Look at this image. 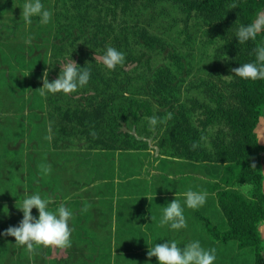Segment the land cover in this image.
<instances>
[{
	"label": "trees",
	"instance_id": "obj_1",
	"mask_svg": "<svg viewBox=\"0 0 264 264\" xmlns=\"http://www.w3.org/2000/svg\"><path fill=\"white\" fill-rule=\"evenodd\" d=\"M233 3L237 7L230 9ZM53 8L49 31L40 29L33 43L15 46L19 54L13 49L0 52V80L6 86L0 107L15 103L14 117L20 118L14 122L12 114L5 117L3 138L9 141L8 133L28 116L43 128L44 136L36 133L32 139L41 146L51 141L55 148L115 151L147 149L154 142L162 154L203 163L217 178L214 188L222 211L217 223L203 217V244L218 245L214 264L231 260L226 249H218L230 241L251 247L253 264H264L259 229L264 220V146L256 131L264 115V80L231 72L255 62L253 49L264 46V31L243 44L236 37L241 25L264 11V0H53ZM108 46L125 56L115 70L95 60ZM210 47L212 65L203 75L197 59ZM145 50L154 57L144 60ZM70 60L90 69L88 84L69 95L42 96L38 88L45 69L51 82L59 77L60 64ZM153 116L158 118L154 129L148 123ZM193 143L199 144L195 150ZM253 162L256 168H251ZM15 164L9 179L0 177V196L9 190L13 200L0 202V264H27L35 257L26 246L18 247L15 237L3 235L20 223L21 179H12L19 175ZM2 165L0 159V176ZM28 166L31 194L47 197L42 189L50 180L44 183L41 168ZM37 181L39 186L34 185ZM76 223L81 226L82 219ZM70 239L68 258L112 257L111 246L99 252L111 236L103 245L96 235L75 233Z\"/></svg>",
	"mask_w": 264,
	"mask_h": 264
},
{
	"label": "crops",
	"instance_id": "obj_2",
	"mask_svg": "<svg viewBox=\"0 0 264 264\" xmlns=\"http://www.w3.org/2000/svg\"><path fill=\"white\" fill-rule=\"evenodd\" d=\"M11 118L14 122L20 119L19 116L17 119L14 116ZM256 131L260 144L264 146V115L261 116ZM5 143L7 146L9 143L19 144L17 151L8 150L9 148L5 151L8 162L12 164L9 158H13V164L15 159L19 162L15 164L19 181L21 179L17 186L24 199L32 195L27 182L30 172L28 164L36 167L35 159L41 150L34 148L40 143L29 145V154L27 150L20 152V149L25 148L23 138L17 142L9 140ZM50 150L49 156H54L55 162L50 172V185L42 189L48 191V196L41 194V198L48 201L49 211H55L63 204L72 212L69 220L71 235H96L99 245H103L106 236H111L108 243L106 241L105 246L99 247V250L111 246L112 257L68 258V252L73 249L71 244L63 249L38 247L33 251L35 257L33 255L31 260L27 259V264H159L156 257L149 258L143 252H148L157 243L176 242L178 239H181V243L178 241L182 244L178 246L181 248L189 242L199 241L204 249L217 250L215 247L218 245L203 244V235L207 234L203 217L216 223L222 220V211L214 188L217 178L207 173L205 164L162 154L154 142H150L149 148L142 150ZM15 151V156L18 152L17 158L13 157ZM94 153H98V156ZM29 155L33 156L34 162H30ZM57 157H60L59 160H56ZM3 162L2 166H5ZM261 163L264 173V151ZM83 167L88 169L89 174L90 171L93 172L90 181L85 179ZM4 168L2 167L0 176L2 179L5 178ZM10 177L11 173L5 179ZM34 185L39 186V182ZM240 189L246 191L248 188L241 186ZM188 190L207 193L204 205L198 209L188 208L183 195ZM9 192L6 190L5 195L0 196V202H13ZM22 195L18 199L20 203L23 201ZM175 195L183 207L187 227L179 230H173L167 225L160 227L163 209L175 199ZM32 214L38 218V209L33 208ZM18 217L21 222L22 210L18 211ZM78 219H82L81 226L76 223ZM259 229L264 243V220ZM227 245L232 247L230 254L226 253L230 255L229 262H234L235 253L246 248H240L237 242L230 241L218 249H226Z\"/></svg>",
	"mask_w": 264,
	"mask_h": 264
},
{
	"label": "clouds",
	"instance_id": "obj_3",
	"mask_svg": "<svg viewBox=\"0 0 264 264\" xmlns=\"http://www.w3.org/2000/svg\"><path fill=\"white\" fill-rule=\"evenodd\" d=\"M235 3L229 6L236 8ZM21 18L27 24L32 23L33 16H39L42 24H48L53 13L44 8L41 0H26L23 4ZM264 31V11L259 12L256 18L247 26L241 25L236 32L239 43L243 44L248 40H255L257 35ZM30 42V41H29ZM256 56L255 62L244 63L240 67L232 68L231 72L243 79L264 80V46H257L253 49ZM95 60L101 62L108 70H115L118 65H123L125 56L114 47L108 46L102 57ZM74 60L60 64L59 77L51 82L48 79V69H45L42 80L43 86L38 88L40 94L63 93L69 95L86 86L90 80V69L77 67ZM171 118V114L168 115ZM150 128L154 129L158 123V118L153 116L148 118ZM95 136V132L91 133ZM50 139V137H46ZM199 147L198 143H193L191 149ZM256 163L251 164V168H256ZM41 172L48 174L51 172L50 166H41ZM185 204L190 209H198L206 202L207 193L188 190L184 194ZM147 197V196H146ZM149 200L150 198L147 197ZM17 206V205H16ZM18 209L23 212V219L19 226H10L3 233L4 236L15 237V244L18 247H25L27 251L33 252L38 247L45 248H66L71 245V229L69 220L72 212L61 204L55 211L48 210V201L41 198L39 194L26 196ZM33 208L38 209V218L32 214ZM153 220L154 217H151ZM169 226L173 230L187 227L186 218L183 214V207L178 199H175L163 209V214L159 222L160 227ZM216 250L204 249L199 241L186 244L183 248L178 247L175 241L157 243L150 247L147 256L156 257L159 264H214L216 260Z\"/></svg>",
	"mask_w": 264,
	"mask_h": 264
},
{
	"label": "rangeland",
	"instance_id": "obj_4",
	"mask_svg": "<svg viewBox=\"0 0 264 264\" xmlns=\"http://www.w3.org/2000/svg\"><path fill=\"white\" fill-rule=\"evenodd\" d=\"M26 2V0H0V42H2V45H0V52L4 49L6 50H15L17 54H19V52L17 51V48H14L15 46L18 45H23V44H28L29 41L30 43H33V40L36 38H38L39 35L38 33L40 29L45 30V31H49V29H51L52 26H54V16L52 15V18L50 20V22L48 24H42L40 22L41 18L39 16H33L32 19V23L31 24H27L25 23V21L21 18V13H22V6L23 4ZM41 3L44 5V8L51 11L52 13H54V8H53V0H41ZM47 33V32H46ZM41 34H45V33H41ZM45 36V35H43ZM37 41H41L38 39ZM42 42V41H41ZM45 44V43H44ZM48 49V47H47ZM212 48H208L207 51L205 52V54H199V59H197V67H198V72L201 74H206L207 71L209 70V68L212 65V60L210 58V54H212ZM41 51H46V48H42ZM30 54V53H29ZM201 55V56H200ZM19 56V55H18ZM154 57L150 52H148L147 50H145V54H144V60H146L149 57ZM2 67L6 68V65H2ZM201 67V68H200ZM203 68V69H202ZM5 83H4V78L2 77V79L0 80V95L2 96L5 92ZM31 91L29 90L27 92V94H30ZM26 94V95H27ZM13 103V102H12ZM12 103H10V107H5V106H1L0 107V159H2L1 162H3L4 160V165L3 167H5L4 170V176L5 178L8 177L11 173V168H12V164L10 162H8L7 158L8 157L6 155V151L8 150H16L19 147V144L15 145L14 143L11 144L9 143V145L7 146V144L5 142H7V140H5L3 138V136H6L2 130V128H4V121L6 120L8 123V119L5 118L6 116H11L10 114H12L14 116L15 114V109L17 107H15V103L12 105ZM29 113L28 110H26L24 113ZM27 115V114H26ZM31 117V116H30ZM16 118V117H15ZM25 118H23L24 120ZM32 121H35L34 118H31ZM3 122V123H2ZM26 122V123H25ZM23 123L22 120H20L19 123V127L17 129H15L13 132L8 133L7 138L9 140H11L12 142H17L18 139L23 138V140L25 141V148L24 149H20V152H25L26 150H31L29 145L34 144V142H38V139H34L32 140L36 133H41L42 137L43 135V128L40 125H36L35 122L31 123L29 121L28 116H26V120ZM41 137V138H42ZM21 141V140H20ZM44 142H48L45 138H44ZM49 146L45 145V143L41 146V144L37 147L34 148V150H41V152H39V156L37 157V159H35L36 162V167L41 168V166H50L52 168L53 163L55 162V157L54 156H49L50 154V148H55L51 145V141H49ZM55 149H65V148H55ZM6 150V151H5ZM16 151L13 153V157L16 155ZM66 152V151H64ZM29 154V151L27 152ZM95 156H98V153H94ZM5 156V157H3ZM16 157V156H15ZM17 157H18V152H17ZM16 157V158H17ZM21 157V155H20ZM60 157H57L56 160H59ZM10 161L13 163V158H9ZM29 161V160H28ZM34 162V160L32 161ZM14 163H19V162H14ZM86 162H84L85 164ZM83 164V165H84ZM86 165V164H85ZM92 164H90L91 167ZM84 169V174H85V179L87 181H90V179L93 177V172L89 174V171L87 168L83 167ZM50 173L48 174H44L41 172V176L43 178V182L44 183H48V181L50 180ZM17 176H13L12 175V179L14 181V179L16 180ZM181 243V239H178L176 241L178 246H181L179 244V242ZM230 247V249H229ZM228 250H225V253L230 254L229 252L231 251L232 247L231 245H227V247H225ZM16 247H13V250H15ZM233 252V250H232ZM236 259L235 262H225L224 264H253L254 263V254L252 251L251 247H246L244 251H240L239 253H235ZM216 263V262H214Z\"/></svg>",
	"mask_w": 264,
	"mask_h": 264
}]
</instances>
